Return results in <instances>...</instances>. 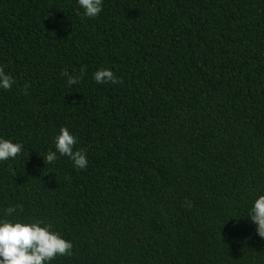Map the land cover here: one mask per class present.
<instances>
[{
	"label": "trees",
	"instance_id": "1",
	"mask_svg": "<svg viewBox=\"0 0 264 264\" xmlns=\"http://www.w3.org/2000/svg\"><path fill=\"white\" fill-rule=\"evenodd\" d=\"M0 68V135L23 144L0 162V216L71 240L51 264H264L247 217L264 194V0H103L92 18L0 0ZM101 68L117 82L95 83ZM62 126L84 169L41 157Z\"/></svg>",
	"mask_w": 264,
	"mask_h": 264
},
{
	"label": "clouds",
	"instance_id": "2",
	"mask_svg": "<svg viewBox=\"0 0 264 264\" xmlns=\"http://www.w3.org/2000/svg\"><path fill=\"white\" fill-rule=\"evenodd\" d=\"M76 3L84 17H96L103 8V0H76ZM83 73L81 68V75ZM63 75L67 76L68 85L76 84L80 78L67 72ZM92 78L97 84L116 83L118 79L110 68L94 71ZM14 84V78L0 68V89L8 90ZM76 143L75 134L62 126L53 137L54 150H48L41 157L45 164H50L58 155L66 156L76 168L84 169L88 158L82 149L74 148ZM22 151L21 142L0 135V162L15 159ZM15 211L16 208L9 206L0 216V264H51L57 256L71 255L72 241L53 230L50 223L39 219H9ZM247 217L256 225V233L264 238V194L252 202Z\"/></svg>",
	"mask_w": 264,
	"mask_h": 264
}]
</instances>
